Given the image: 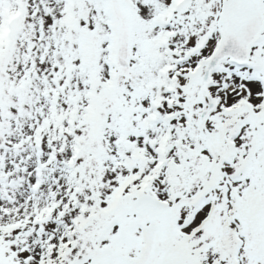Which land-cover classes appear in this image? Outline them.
<instances>
[{"label": "snow or ice", "instance_id": "obj_1", "mask_svg": "<svg viewBox=\"0 0 264 264\" xmlns=\"http://www.w3.org/2000/svg\"><path fill=\"white\" fill-rule=\"evenodd\" d=\"M0 264H264V0H0Z\"/></svg>", "mask_w": 264, "mask_h": 264}]
</instances>
